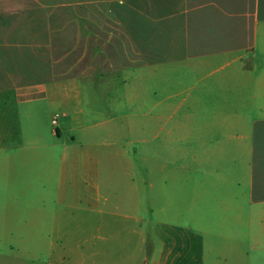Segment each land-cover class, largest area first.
<instances>
[{
  "label": "crops",
  "instance_id": "obj_1",
  "mask_svg": "<svg viewBox=\"0 0 264 264\" xmlns=\"http://www.w3.org/2000/svg\"><path fill=\"white\" fill-rule=\"evenodd\" d=\"M31 4L53 12L69 11L67 24L73 30L63 38L76 42L82 37L84 72L130 69L138 58L148 59L147 64L153 66L160 61L169 73L186 69L202 75L229 68V82L234 88L251 91L252 105L260 96L258 107L264 116V0H42ZM51 39L56 41V37ZM75 50L74 46L68 53ZM26 51L33 58L41 57L37 50ZM23 55V50L0 49V92L13 90L18 106L36 102L34 90L40 88L34 80L25 79L27 71L13 66V59ZM96 58L100 62L95 63ZM108 58L114 60L107 62ZM37 73V67H31L27 74L33 79ZM200 77L198 81H203ZM236 104L245 105L241 100ZM53 120L57 126V118ZM60 133L57 127L55 134ZM17 150L38 155L44 148L30 145ZM13 152L0 145V154L7 160V178L0 181V241L10 243L11 249L13 235L19 236V246L32 241L28 249L34 252L21 254L25 262L236 264L233 255L245 245L246 234L254 249L264 250V130L244 146V153L250 155L248 195L208 200L184 191L176 202L164 197L161 207L152 195L146 215H141L145 206L133 180L126 194L116 199L102 193V186L109 185L104 180H92L93 184L87 185L90 193L70 195L68 184L76 185V181L48 176L44 170L49 168L36 161L24 171L35 176H22L21 169L6 158ZM12 171L13 178L9 177ZM149 187L154 190L155 186ZM22 201L34 204V213L28 212L32 214L30 222L22 221L21 213L13 210L12 203ZM75 202L80 205L76 207ZM170 213H174L176 224L169 222ZM160 215L163 219L157 220ZM209 234L223 243L209 248L205 242ZM24 249L22 246L20 251ZM209 250L213 259L207 261L204 256ZM238 263L251 264L245 260ZM257 264H264V259L260 257Z\"/></svg>",
  "mask_w": 264,
  "mask_h": 264
},
{
  "label": "rangeland",
  "instance_id": "obj_2",
  "mask_svg": "<svg viewBox=\"0 0 264 264\" xmlns=\"http://www.w3.org/2000/svg\"><path fill=\"white\" fill-rule=\"evenodd\" d=\"M36 1L42 0H0V49L23 50V56L13 59V66L27 73L37 67V75L32 79L26 73L25 79L40 85L34 90L36 102L20 106L13 90L0 92V145L12 148L13 155L6 158L21 169L22 176H35L24 171L36 161L49 168L44 170L46 175L76 181V185L68 184L70 195L90 193L87 185L92 180H104L109 185L102 186V193L112 194L113 199L125 195L133 180L145 206L141 215L147 214L152 195L161 207L164 197L176 202L184 191L208 200L249 194L250 155L244 153V146L264 130L260 96L252 105L251 91L234 88L229 82V68L202 75L186 69L169 73L160 61L153 66L147 64L148 59L138 58L130 69L84 72L82 37L76 42L63 38L73 30L67 24L69 11L36 8L31 4ZM74 46L75 52L69 54ZM26 50H37L41 57L33 58ZM200 76L203 81H198ZM238 100L245 105L236 104ZM55 117L57 126L52 124ZM57 127L59 135L55 134ZM30 145L44 150L38 155L15 151ZM4 157L0 154V181L7 178ZM13 172L9 177L13 178ZM153 184L154 190L149 187ZM27 204L12 203L22 221L30 222L34 204ZM173 214L168 220L176 224ZM161 219L162 215L157 217ZM245 237V245L235 250L233 258L236 264L238 260L257 264L260 257L264 259V250L254 249L249 235ZM18 238L10 237L12 249L10 243L0 241V264H41L25 262L21 254L34 252L28 249L32 241H24L20 246L25 249L20 251ZM205 239L209 248L223 243L215 234ZM204 258L213 259L211 250Z\"/></svg>",
  "mask_w": 264,
  "mask_h": 264
},
{
  "label": "built area",
  "instance_id": "obj_3",
  "mask_svg": "<svg viewBox=\"0 0 264 264\" xmlns=\"http://www.w3.org/2000/svg\"><path fill=\"white\" fill-rule=\"evenodd\" d=\"M52 123L55 125L56 124V120H53Z\"/></svg>",
  "mask_w": 264,
  "mask_h": 264
}]
</instances>
